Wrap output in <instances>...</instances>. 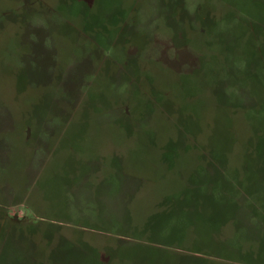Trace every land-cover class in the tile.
Segmentation results:
<instances>
[{
    "label": "rangeland",
    "instance_id": "374dc122",
    "mask_svg": "<svg viewBox=\"0 0 264 264\" xmlns=\"http://www.w3.org/2000/svg\"><path fill=\"white\" fill-rule=\"evenodd\" d=\"M0 264H264V0H0Z\"/></svg>",
    "mask_w": 264,
    "mask_h": 264
}]
</instances>
